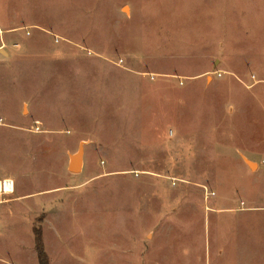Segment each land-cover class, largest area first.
I'll return each instance as SVG.
<instances>
[{"label":"rangeland","instance_id":"374dc122","mask_svg":"<svg viewBox=\"0 0 264 264\" xmlns=\"http://www.w3.org/2000/svg\"><path fill=\"white\" fill-rule=\"evenodd\" d=\"M1 179L0 264H264V0H0Z\"/></svg>","mask_w":264,"mask_h":264},{"label":"trees","instance_id":"16d2710c","mask_svg":"<svg viewBox=\"0 0 264 264\" xmlns=\"http://www.w3.org/2000/svg\"><path fill=\"white\" fill-rule=\"evenodd\" d=\"M37 222L40 224L42 218L39 216ZM33 238H34V250L36 253V259L38 264H49L48 256L44 249V243L42 239V228L41 226H34L32 228Z\"/></svg>","mask_w":264,"mask_h":264},{"label":"crops","instance_id":"0c3cea01","mask_svg":"<svg viewBox=\"0 0 264 264\" xmlns=\"http://www.w3.org/2000/svg\"><path fill=\"white\" fill-rule=\"evenodd\" d=\"M40 117H48V118H50V115H45V116H41L40 115ZM74 156V155H73ZM70 158V160H69V163H68V170L71 172V173H74V174H79V173H81V170H82V153H81V157H80V159H79V164H78V169H77V171L76 172H72L71 171V158H72V156L71 157H69ZM12 181V183H13V186H14V182H13V180H11ZM22 197H27V196H21V197H19V198H22ZM18 199V198H17ZM15 200V199H14ZM14 200H12V203L14 202ZM40 215H38L37 216V218L39 217ZM36 218V219H37ZM35 219V220H36ZM33 225H34V223H33ZM134 251H135V253H136V249H135V247H134ZM145 258H143L142 259V264H144L145 263Z\"/></svg>","mask_w":264,"mask_h":264},{"label":"built area","instance_id":"2783aa9c","mask_svg":"<svg viewBox=\"0 0 264 264\" xmlns=\"http://www.w3.org/2000/svg\"><path fill=\"white\" fill-rule=\"evenodd\" d=\"M12 182L9 179H1L0 180V194H10L13 192V183H11V188L9 189L8 183Z\"/></svg>","mask_w":264,"mask_h":264},{"label":"water","instance_id":"95a60500","mask_svg":"<svg viewBox=\"0 0 264 264\" xmlns=\"http://www.w3.org/2000/svg\"><path fill=\"white\" fill-rule=\"evenodd\" d=\"M80 157H81V152H78L77 154H75L74 156H72V158H71V171L72 172H76L77 171ZM74 159H77L78 160L77 165L76 164H73Z\"/></svg>","mask_w":264,"mask_h":264},{"label":"bare ground","instance_id":"6f19581e","mask_svg":"<svg viewBox=\"0 0 264 264\" xmlns=\"http://www.w3.org/2000/svg\"><path fill=\"white\" fill-rule=\"evenodd\" d=\"M77 163H78V160H77V159H74L73 164H76V165H77ZM251 166H253V165H251ZM8 185H9L8 188L10 189V188H11V187H10V182L8 183Z\"/></svg>","mask_w":264,"mask_h":264}]
</instances>
